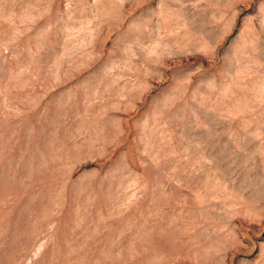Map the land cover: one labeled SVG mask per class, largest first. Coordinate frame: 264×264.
I'll use <instances>...</instances> for the list:
<instances>
[{"label":"rangeland","instance_id":"obj_1","mask_svg":"<svg viewBox=\"0 0 264 264\" xmlns=\"http://www.w3.org/2000/svg\"><path fill=\"white\" fill-rule=\"evenodd\" d=\"M0 264H264V0H0Z\"/></svg>","mask_w":264,"mask_h":264}]
</instances>
